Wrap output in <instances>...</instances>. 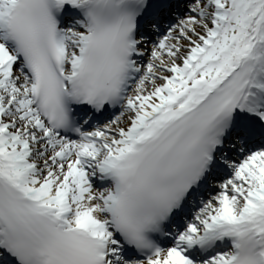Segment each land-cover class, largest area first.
Returning a JSON list of instances; mask_svg holds the SVG:
<instances>
[{"label":"snow or ice","instance_id":"1","mask_svg":"<svg viewBox=\"0 0 264 264\" xmlns=\"http://www.w3.org/2000/svg\"><path fill=\"white\" fill-rule=\"evenodd\" d=\"M0 264H264V0H0Z\"/></svg>","mask_w":264,"mask_h":264}]
</instances>
